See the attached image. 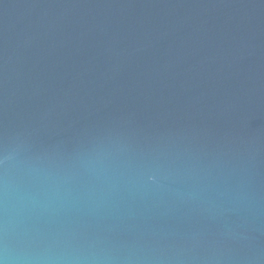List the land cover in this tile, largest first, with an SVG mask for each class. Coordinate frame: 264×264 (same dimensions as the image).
I'll return each instance as SVG.
<instances>
[{"label": "water", "instance_id": "95a60500", "mask_svg": "<svg viewBox=\"0 0 264 264\" xmlns=\"http://www.w3.org/2000/svg\"><path fill=\"white\" fill-rule=\"evenodd\" d=\"M0 264H264V0H0Z\"/></svg>", "mask_w": 264, "mask_h": 264}]
</instances>
